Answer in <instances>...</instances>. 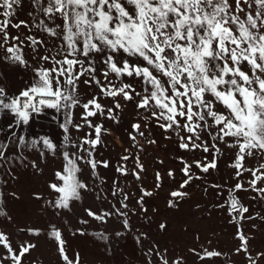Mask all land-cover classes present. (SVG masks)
Returning <instances> with one entry per match:
<instances>
[{"label": "snow or ice", "instance_id": "1", "mask_svg": "<svg viewBox=\"0 0 264 264\" xmlns=\"http://www.w3.org/2000/svg\"><path fill=\"white\" fill-rule=\"evenodd\" d=\"M32 3L48 20L54 21L57 14L63 18L62 26H49L44 20L36 25L60 43L48 49L43 40L33 36L22 39L19 35H10V27L18 30L29 25L23 20L13 23L15 6L20 0H0V49L5 53L2 59L28 68L21 47L27 41L34 59L41 62L40 67H32V84L17 95L9 96L0 85V112L11 113L15 127L19 128L45 114L46 109L64 110L60 127L65 133L66 144L70 127L80 130L87 126L93 130L80 144L74 145L77 152L83 151L86 156L63 153L66 162L63 171L55 174L59 183L49 185L58 194L49 202L53 208L68 209L70 201L79 199L81 190L88 189L77 177L80 171L77 161L88 165L93 174L98 164L108 166L107 161H96L93 157L96 145L101 143L102 131L107 130L100 124H93L90 118L107 112L108 119L118 122L116 110L122 108L120 98L125 104L134 103L138 115L142 110L146 123L155 119L165 131L171 129L178 135L179 130L185 132L186 135L179 136L181 149L218 153L220 142L236 149L231 167L235 169L238 182L230 190L227 201L230 214L236 213L243 218L248 212L231 195L233 192L252 191L256 193L254 199H264V187L259 186L264 184V0H234L233 3L229 0H47L46 5L44 0H32ZM41 48L45 54H41ZM49 63L51 67L43 66ZM81 81L89 88H98L100 95L113 98V107L105 109L95 93L81 103L78 95ZM137 81L141 91L134 86ZM76 107L83 109L81 124L72 119V110ZM140 127L139 123L132 124L136 134L145 138ZM9 129H13L12 124ZM204 135L212 141L211 148L202 138ZM129 138L133 142L136 140L132 134ZM9 140L18 148H35L42 144L43 149L53 153L56 150L50 138L28 140L24 135H17L14 129ZM147 142L155 143L154 140ZM8 147L0 143V160L7 159ZM247 158L261 162L248 168L245 167ZM136 160L139 161L138 156ZM194 164L204 173L217 166L215 155L211 161H194ZM137 166L143 170V165L137 163ZM32 167H36L34 162ZM191 167L184 162L181 171L186 179L182 188L193 179ZM117 171L128 174L122 166ZM244 173L251 176L247 189L239 182ZM132 174L139 179L138 173L133 171ZM159 180L157 173V186ZM142 192L138 203L143 202L144 195H151L143 189ZM116 194L114 191L113 195ZM171 195L182 197L185 193L174 191ZM124 200H127L126 194ZM122 206L127 207L123 202ZM169 206L175 205L169 201ZM85 212L97 220L112 214L99 215L91 209ZM124 223L128 225L127 220ZM160 227L163 229L165 225ZM29 232L39 234L38 230L29 229ZM49 236L56 241L57 251L65 264H79L78 253L75 261L66 254L59 229L53 226ZM238 237L242 243L236 251L247 252V238L242 232H238ZM100 238L107 239L103 234ZM0 246L6 249L0 264L5 260L22 264L23 257L35 247L25 241L18 250L14 249L3 232H0ZM156 255L159 256V252ZM219 255V252L205 251L206 257ZM161 259L162 264H168L166 259ZM249 259L250 264H256L251 257Z\"/></svg>", "mask_w": 264, "mask_h": 264}, {"label": "rangeland", "instance_id": "2", "mask_svg": "<svg viewBox=\"0 0 264 264\" xmlns=\"http://www.w3.org/2000/svg\"><path fill=\"white\" fill-rule=\"evenodd\" d=\"M46 2L44 0L45 5ZM229 2L233 3L234 0ZM15 8L13 23L23 20L29 27L22 26L18 30L10 27V35H19L22 39L33 36L43 40L48 49L54 43H60L36 26L41 20L49 26H62L63 18L59 14L54 21L48 20L39 7L33 5L32 0H20ZM27 43L25 41L21 47L28 68L3 60L5 53L0 49V85L9 96H15L31 85L34 78L32 67L41 66V62L34 59L32 48ZM40 52L45 54L43 48ZM43 66L51 67V64ZM134 86L137 91L142 90L138 81ZM93 93L105 109L113 107V98L100 95L98 88H89L81 81L78 89L81 103L90 99ZM120 103L122 108L116 110L118 122L108 119L107 112L103 116L97 114L90 118L93 124H100L107 130L102 131L101 143L96 145L93 157L96 161H107L108 166L98 164L93 174L88 165L77 161L80 169L77 177L88 185V189L81 190L80 198L70 201L68 209L51 206L49 202L54 201L58 194L49 185L59 183L55 174L63 171L65 151L86 156L83 151L77 152L74 145L80 144L82 138L93 130L87 126L80 130L70 127L66 144L65 133L60 127L64 110L56 112L46 109L45 114L19 128L15 127L11 113L0 112V143L9 145L6 149L7 159L0 160V232L7 234L14 249L18 250L25 241L35 245L23 257L22 264H65L57 251L56 241L49 236L53 226L62 234L69 259L75 261L79 254V264H162L161 257L168 264H175L176 261L181 264H250L249 257L256 264H264V255H259L264 254V199H254L256 193L252 191L231 193L248 209L243 218L236 213L230 214L227 203L230 190L238 182L235 169L231 167L236 149L222 142L217 145L218 153L181 149L179 136L186 135L185 132L179 130L178 135L171 129L165 131L155 119L146 123L142 118V110L138 115L134 103L125 104L122 98ZM217 107L222 109L221 105ZM82 112L81 107L72 110L74 123H83ZM134 123L141 125L140 131L146 139L136 134L132 128ZM10 124L17 135H24L28 140L50 138L56 145L55 152L43 149L42 144L35 148H18L9 140L13 130L9 129ZM129 134L136 136L135 142L129 138ZM202 138L208 141L211 148L210 138L207 135ZM149 140L155 143H148ZM214 155L216 168L204 173L195 166L194 161H211ZM124 156L129 158L124 160ZM33 162L35 168L32 167ZM184 162L192 165L193 179L182 188L181 184L186 179L181 171ZM260 162L256 158H247L245 167L253 168ZM137 163L143 165V170ZM121 166L127 170V175L117 171ZM133 171L139 174V179L132 174ZM157 173L160 175L159 186ZM250 179V174L244 173L239 182L247 189ZM259 186L264 187V184ZM142 189L151 195H144L143 202L138 203L143 195ZM114 191L117 192L115 196ZM174 191L185 195L172 197ZM124 194L127 200H124ZM169 201L175 206L170 207ZM122 202L127 205L126 208ZM85 209H91L99 215L112 214L105 215L104 220H97L88 216ZM125 220L128 221L127 226ZM162 224L165 225L163 229L160 227ZM29 229L38 230L39 234H32ZM238 232L247 238V252L236 251L242 243ZM101 234L107 239H101ZM205 251H215L221 255L206 257ZM5 255L6 249L0 246V257ZM4 264L12 262L5 260Z\"/></svg>", "mask_w": 264, "mask_h": 264}]
</instances>
